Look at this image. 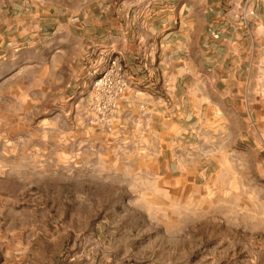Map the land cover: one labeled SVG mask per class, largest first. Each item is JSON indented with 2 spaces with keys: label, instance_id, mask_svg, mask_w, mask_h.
I'll return each instance as SVG.
<instances>
[{
  "label": "crops",
  "instance_id": "obj_1",
  "mask_svg": "<svg viewBox=\"0 0 264 264\" xmlns=\"http://www.w3.org/2000/svg\"><path fill=\"white\" fill-rule=\"evenodd\" d=\"M113 58L128 87L105 134L87 107ZM29 71L67 81L69 128L109 157L183 184L228 160H256L264 177V0H0V77ZM102 227H67L53 264H126Z\"/></svg>",
  "mask_w": 264,
  "mask_h": 264
},
{
  "label": "rangeland",
  "instance_id": "obj_2",
  "mask_svg": "<svg viewBox=\"0 0 264 264\" xmlns=\"http://www.w3.org/2000/svg\"><path fill=\"white\" fill-rule=\"evenodd\" d=\"M66 85L0 77V264H53L67 227L98 223L126 264H264L259 162H218L194 185L109 157L69 128Z\"/></svg>",
  "mask_w": 264,
  "mask_h": 264
},
{
  "label": "built area",
  "instance_id": "obj_3",
  "mask_svg": "<svg viewBox=\"0 0 264 264\" xmlns=\"http://www.w3.org/2000/svg\"><path fill=\"white\" fill-rule=\"evenodd\" d=\"M127 87L128 80L123 64L115 58L111 59L93 82L87 107L88 125L105 134L113 133L120 102Z\"/></svg>",
  "mask_w": 264,
  "mask_h": 264
}]
</instances>
